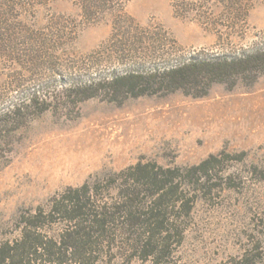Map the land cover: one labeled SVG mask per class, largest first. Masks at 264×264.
Returning <instances> with one entry per match:
<instances>
[{"label": "rangeland", "instance_id": "1", "mask_svg": "<svg viewBox=\"0 0 264 264\" xmlns=\"http://www.w3.org/2000/svg\"><path fill=\"white\" fill-rule=\"evenodd\" d=\"M240 1L229 10L215 0H127L124 14L154 39L138 53L150 60L234 57L264 43V0ZM15 15L11 36L0 39V111L35 86L44 90L47 83L52 93L70 77L119 68L109 16L86 22L71 0H38ZM215 155L219 163L205 185L190 188L195 205L183 238L163 261L264 264V74L232 89L215 85L200 99H91L29 118L0 148V239L17 236L20 214L45 209L90 177L137 162L187 170ZM61 228L48 225L45 232L56 237ZM116 247L95 264H150Z\"/></svg>", "mask_w": 264, "mask_h": 264}, {"label": "trees", "instance_id": "2", "mask_svg": "<svg viewBox=\"0 0 264 264\" xmlns=\"http://www.w3.org/2000/svg\"><path fill=\"white\" fill-rule=\"evenodd\" d=\"M37 1L0 0V39L2 33L11 36L8 22L15 14ZM71 1L86 22L97 23L105 16L112 19L110 48L118 56L119 68L70 77L60 81L52 93L47 83L44 90L35 86L25 99L11 102L0 111V148L12 131L52 106L63 110L91 99L119 102L176 93L200 99L215 85L232 89L264 74V43L234 57L150 60L138 53L148 52L154 39H147L124 14L127 0ZM215 1L229 10L241 2ZM174 15L179 16L175 7ZM125 54L129 57L124 58ZM218 163L217 155L187 170L137 162L119 172L90 177L80 187L66 188L45 209L18 216L17 236L0 239V264H95L99 254L114 246L131 249L142 263L168 264L163 261L166 252L173 243L181 242L183 221L195 205L190 188L203 187L212 164ZM48 225H61L56 237L45 232Z\"/></svg>", "mask_w": 264, "mask_h": 264}, {"label": "bare ground", "instance_id": "3", "mask_svg": "<svg viewBox=\"0 0 264 264\" xmlns=\"http://www.w3.org/2000/svg\"><path fill=\"white\" fill-rule=\"evenodd\" d=\"M82 161H84V160H82Z\"/></svg>", "mask_w": 264, "mask_h": 264}]
</instances>
